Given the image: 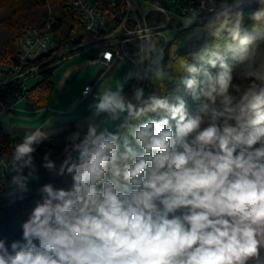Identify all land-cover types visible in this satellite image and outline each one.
I'll use <instances>...</instances> for the list:
<instances>
[{
	"label": "clouds",
	"instance_id": "obj_1",
	"mask_svg": "<svg viewBox=\"0 0 264 264\" xmlns=\"http://www.w3.org/2000/svg\"><path fill=\"white\" fill-rule=\"evenodd\" d=\"M245 2H213L211 39L167 65L165 33L137 29L131 67L92 94L64 159L43 156L70 186L36 189L20 238L0 237V264H264V0L248 23ZM199 21L179 17L182 29ZM133 80L176 81L183 95L129 96ZM48 139L26 131L0 160L9 205L39 181Z\"/></svg>",
	"mask_w": 264,
	"mask_h": 264
},
{
	"label": "built area",
	"instance_id": "obj_2",
	"mask_svg": "<svg viewBox=\"0 0 264 264\" xmlns=\"http://www.w3.org/2000/svg\"><path fill=\"white\" fill-rule=\"evenodd\" d=\"M213 2L219 4L213 0H71L70 9L91 36L75 47L74 55L90 54L89 64L92 66L110 67L116 60L132 64L137 29L144 26L145 21L148 27L165 33L161 44L166 50L176 35L200 26L209 19L212 13L208 9ZM258 2L246 0L242 9ZM130 3L132 7H129ZM191 12L197 13L200 21L188 29H182L179 17ZM54 23L51 18L43 26L28 31L20 40L15 56L0 64V116L13 113L20 102L27 100L28 91L33 86H29V82L41 77L44 66L67 55L68 52H64L50 57L51 52L57 48ZM162 24L167 27H160ZM170 34L173 35L171 40L168 39ZM145 82L134 80L135 87H143ZM88 86L82 90V96L92 99L93 91L87 96L83 94ZM4 134L1 129L0 136ZM5 159L10 158L0 145V160ZM3 183L0 177V186ZM6 237L9 241L18 239Z\"/></svg>",
	"mask_w": 264,
	"mask_h": 264
},
{
	"label": "trees",
	"instance_id": "obj_3",
	"mask_svg": "<svg viewBox=\"0 0 264 264\" xmlns=\"http://www.w3.org/2000/svg\"><path fill=\"white\" fill-rule=\"evenodd\" d=\"M71 0H0V64L15 56L20 40L25 34L34 27L43 26L51 18L54 23V38L57 42V48L51 52L50 57L57 56L59 53L68 52L66 58L75 53V47L90 39V34L86 32L81 21L75 16L69 7ZM220 2V0H214ZM260 2L241 9L245 16V23H248V13L258 8ZM205 39H211L207 36L202 25L196 26L190 30L183 31L176 35L165 50L164 64H168L176 57H184L189 52L199 48ZM57 53V54H56ZM174 54V55H173ZM48 57V56H47ZM65 57H63L65 59ZM62 58V59H63ZM63 59V60H64ZM63 60L55 59L44 66L40 80L31 87L27 94V100L35 109L47 107L54 88L53 75ZM135 87L134 80L125 89L131 96ZM145 96L155 92L160 95H183L182 87L178 82L154 83L146 80L143 86ZM189 104L194 108L191 100ZM2 126L0 125V130ZM72 126L67 132L49 137L48 141L43 143L35 154V163L39 169V181L33 182L29 186L31 192L23 201H17L9 205L8 199L0 196V235H6L11 238H20L22 232L20 224L27 218V214L32 207V202L38 199L36 189L44 183H53L57 187H69L70 178L57 177L50 174L41 167L43 156L51 152L50 159L57 165L64 159V141L63 137L74 131ZM21 140L17 137L4 134L0 136V145L10 158L12 147Z\"/></svg>",
	"mask_w": 264,
	"mask_h": 264
},
{
	"label": "crops",
	"instance_id": "obj_4",
	"mask_svg": "<svg viewBox=\"0 0 264 264\" xmlns=\"http://www.w3.org/2000/svg\"><path fill=\"white\" fill-rule=\"evenodd\" d=\"M90 57L88 53L75 54L61 62L59 67L66 64L67 68L56 77V82L53 75L54 88L47 107L35 109L28 100H24L9 115L23 111L20 105L25 102L28 104V108L23 111L26 116L23 114L24 116L17 118L30 125H36L48 138L61 135L72 126L75 127L79 120L88 115V105L92 102L91 98L82 96L84 87L91 85L95 93L106 81L122 77L119 72L124 61L116 60L110 67L92 66L89 64Z\"/></svg>",
	"mask_w": 264,
	"mask_h": 264
},
{
	"label": "rangeland",
	"instance_id": "obj_5",
	"mask_svg": "<svg viewBox=\"0 0 264 264\" xmlns=\"http://www.w3.org/2000/svg\"><path fill=\"white\" fill-rule=\"evenodd\" d=\"M214 1V0H213ZM216 2V1H215ZM172 37H173V35L172 34H170V35H168V39L169 40H171L172 39ZM57 54V53H56ZM59 54H62V53H59ZM58 54V55H59ZM74 55V54H73ZM73 55H71V56H73ZM51 57H54L53 56V54H52V56ZM65 57V56H64ZM70 57V56H69ZM63 57H61V58H59V59H57V61L58 60H63L62 59ZM68 58V57H67ZM65 59H66V57H65ZM64 59V60H65ZM63 60V61H64ZM66 65V64H65ZM65 65H62L61 67H59L57 70H56V72L54 73V81L56 82V77L58 76V75H60L61 74V72H63L66 68H67V66H65ZM131 67V64H126V63H124L123 64V66H122V68L120 69V72H119V74H120V76H123L125 73H126V71L129 69ZM40 80V78H37V79H35V80H32V81H30L29 82V86H32V85H35L36 83H37V81H39ZM20 108L21 109H23V111L25 110V109H27L28 108V104L27 103H22L21 105H20ZM23 111H16L13 115H7V114H2L1 116H0V119H1V126H2V128H3V132L5 133V134H7V135H10V136H12V137H17V138H20V139H22L23 138V135H24V133L26 132V131H29V130H35L36 129V125H30L29 123H27L26 121L24 122V121H21V120H19L17 117H19V116H22L23 114H24V112ZM25 116H26V113L24 114ZM23 115V116H24ZM46 142V141H45ZM44 142V143H45Z\"/></svg>",
	"mask_w": 264,
	"mask_h": 264
}]
</instances>
